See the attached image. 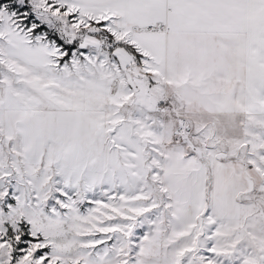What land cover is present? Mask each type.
<instances>
[{
	"label": "snow or ice",
	"instance_id": "6c2138e0",
	"mask_svg": "<svg viewBox=\"0 0 264 264\" xmlns=\"http://www.w3.org/2000/svg\"><path fill=\"white\" fill-rule=\"evenodd\" d=\"M0 264H264V0H0Z\"/></svg>",
	"mask_w": 264,
	"mask_h": 264
}]
</instances>
